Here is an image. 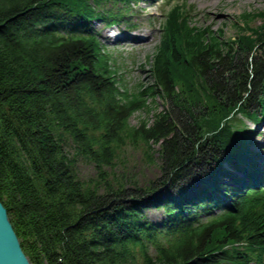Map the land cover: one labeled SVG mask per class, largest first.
I'll use <instances>...</instances> for the list:
<instances>
[{"label": "trees", "instance_id": "trees-1", "mask_svg": "<svg viewBox=\"0 0 264 264\" xmlns=\"http://www.w3.org/2000/svg\"><path fill=\"white\" fill-rule=\"evenodd\" d=\"M130 1L0 0V203L24 255L30 264H264V171L245 168L256 131L243 121H264V23L244 35L264 10L241 13L242 37L231 41L193 24L186 0H167L151 82L129 92L88 25L117 23L115 5ZM156 96L164 108L130 125ZM127 142L159 145L157 178L117 172ZM78 158L94 178H79ZM152 195L161 226L139 212Z\"/></svg>", "mask_w": 264, "mask_h": 264}, {"label": "rangeland", "instance_id": "rangeland-1", "mask_svg": "<svg viewBox=\"0 0 264 264\" xmlns=\"http://www.w3.org/2000/svg\"><path fill=\"white\" fill-rule=\"evenodd\" d=\"M166 1L132 0L126 5L117 3L114 9L120 8L122 14L121 17H118L117 23L105 25L102 21L92 20L88 25V29H91L93 33L98 35L104 49L115 60L117 77L129 92L135 91L140 84L145 86L151 82L148 72L149 60H151L155 46L159 43L160 23L162 20L161 12L165 8ZM179 1L181 0H173L168 8H171ZM186 3L192 5L194 12L197 13L192 20L193 24L207 25L212 29L219 30L222 32L224 39L231 41H236L239 37H242V30H239L242 29L241 13H256V11L264 10V0H186ZM106 7L109 8V5ZM260 17L247 23L248 29L244 35L253 38L254 32L262 29L261 25L264 23V18L262 16ZM118 32L143 37L146 41L140 40L136 43V38L133 37L126 38L125 40H116L115 38L118 36ZM260 50L264 54V41L262 42ZM256 52L257 54L259 53L258 50ZM194 86L200 96H203V92H200L197 88L199 85L195 83ZM177 87L183 91L184 97L187 96L185 85ZM163 101L158 96L153 101L149 100L151 109L148 112L144 110L135 112L130 117V125H137L141 119L150 123L154 118L153 115L164 108L165 102ZM243 121L246 122V127H252L254 125L248 119L243 118ZM237 126H239L238 123L235 124L234 129ZM255 128L257 132L252 135L251 139H253V144H251L250 150L256 152V154L264 159V121L259 122ZM158 148L159 145L152 144L151 149L148 150L141 143L132 145L127 142L125 146L120 148L115 169L120 174L124 171L123 173L126 177H132L138 183H147L149 180H153L160 175ZM146 153L151 156V163H148ZM76 169L80 179L88 180L94 178L95 170L91 163L78 158ZM161 196L165 198V196H172V194L170 191H165ZM153 197L152 195L145 198V200H150L151 203L149 204L150 201H148V205L146 207H140L139 212L145 221L161 226L166 215L162 207L154 205L152 202ZM221 211L222 207H217L209 214H201L200 219L206 220V216L216 215Z\"/></svg>", "mask_w": 264, "mask_h": 264}, {"label": "water", "instance_id": "water-1", "mask_svg": "<svg viewBox=\"0 0 264 264\" xmlns=\"http://www.w3.org/2000/svg\"><path fill=\"white\" fill-rule=\"evenodd\" d=\"M0 264H30L0 203Z\"/></svg>", "mask_w": 264, "mask_h": 264}, {"label": "bare ground", "instance_id": "bare-ground-1", "mask_svg": "<svg viewBox=\"0 0 264 264\" xmlns=\"http://www.w3.org/2000/svg\"><path fill=\"white\" fill-rule=\"evenodd\" d=\"M138 29V28H136ZM124 32H118V36L115 38V39H119L120 37H125V38H129V37H126L125 35H123ZM115 36V35H114ZM130 37H133V38H136L135 42H139L140 40H144V38H140V37H137V36H130ZM106 38V37H105ZM131 40V39H130ZM113 41V40H112ZM146 41V39L144 40ZM115 42V41H114ZM145 44V42H144ZM135 45V44H134ZM146 45V44H145ZM141 46V45H140ZM139 47V46H138ZM256 127V125H254ZM253 127V126H252ZM253 127L255 129V131L257 132L256 128ZM252 156H250L251 158V165H245V168H254L256 171L258 172H262V170L264 171V159L259 156H255L256 152H252Z\"/></svg>", "mask_w": 264, "mask_h": 264}]
</instances>
